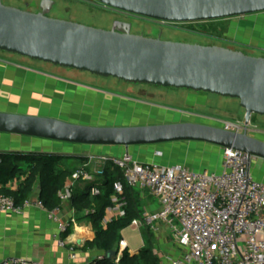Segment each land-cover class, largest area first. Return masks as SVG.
Wrapping results in <instances>:
<instances>
[{"label": "water", "instance_id": "obj_1", "mask_svg": "<svg viewBox=\"0 0 264 264\" xmlns=\"http://www.w3.org/2000/svg\"><path fill=\"white\" fill-rule=\"evenodd\" d=\"M134 16L165 23H196L264 13V0H93ZM35 13L0 1V50L104 78L186 89L239 100L248 129L264 117V56L221 45L162 40L132 33L116 21L103 29ZM45 5V6H44ZM0 133L86 146H152L202 142L264 159V139L225 130L214 120L97 126L0 111ZM75 157V156H74ZM100 253L99 255H101ZM108 251L106 257H117Z\"/></svg>", "mask_w": 264, "mask_h": 264}, {"label": "crops", "instance_id": "obj_2", "mask_svg": "<svg viewBox=\"0 0 264 264\" xmlns=\"http://www.w3.org/2000/svg\"><path fill=\"white\" fill-rule=\"evenodd\" d=\"M244 17L250 19L264 18V13ZM259 28L262 29L259 36L257 38L251 36V38L255 40V44H258L259 38L262 37L259 44L264 47V27L259 26ZM253 30H255L253 27L247 26L244 36L249 38ZM2 52L5 51L0 50V111L2 112L49 116L74 123L108 126L120 121L134 125L148 123L153 121L151 119L154 117H162V115L174 111L173 109H164L152 101L146 100L136 94V91L133 92L136 96L130 95L129 97L107 91V89H98L88 83L26 67L19 61L5 56ZM177 90L178 92H173L176 98L185 101L189 107L175 112L200 119L214 120L218 117L213 114L202 113L199 109L213 108L221 111L220 108L229 106L227 102L235 101L214 94L185 89ZM162 91L156 89L153 93L156 95V93ZM210 95H214L215 98ZM236 101L239 100L236 99ZM238 106L243 110L241 115L245 116V110L240 104ZM222 112L227 114L225 111ZM154 122L162 123L164 121ZM189 143L198 144L202 142ZM203 144L210 147L209 151L212 154H215L216 149L223 152L221 147L208 143ZM65 145L61 142L0 133V153L47 151L59 152L67 157L89 158L97 154L121 157L128 152L135 160L142 163H162V158H165L171 162L170 165L181 164L195 171L207 170L217 173L222 171L223 154L220 158L209 153L202 154L199 160L195 162L193 161L194 152H191V148L177 149L173 146L161 147V145L133 146L129 148L122 146H80V148H72ZM164 149L176 150L175 152L172 151L174 155L171 158L172 155L168 157L163 155ZM75 166L79 167L81 165L77 164ZM251 172L257 180L264 182V159L253 158ZM71 182L72 179L68 183ZM17 185L18 181L15 180L8 186L16 188ZM31 198H39V186ZM153 201V204L146 211H154L159 208L154 198ZM51 211L53 210L46 207H28L21 214L0 213V261L7 257H20L41 264H85L99 256L100 253L97 250L84 249L85 243L95 236L94 225L91 220H80L77 209L70 202H63L62 208L57 211V215L62 222L73 219L74 224L72 225V233L65 238L66 246H60L57 240V236L60 235L58 223L50 217ZM123 239L125 238L123 237ZM143 247L142 244L133 247L128 245L132 254H138ZM177 248L179 254L173 258L181 254L178 244ZM121 253L117 254V261L120 259ZM73 255H75V258H73ZM168 261H162V264Z\"/></svg>", "mask_w": 264, "mask_h": 264}, {"label": "built area", "instance_id": "obj_3", "mask_svg": "<svg viewBox=\"0 0 264 264\" xmlns=\"http://www.w3.org/2000/svg\"><path fill=\"white\" fill-rule=\"evenodd\" d=\"M214 121L225 130L255 135L252 128H246L245 121L217 118ZM252 159L247 153L223 148L222 171L217 173L195 171L181 164L142 163L128 152L121 157L91 156L90 172L80 169L59 192V197L62 202H69L75 180H92L114 165L122 171L124 181L118 179L113 183L112 203L106 210L103 225L126 215L127 200L123 197L126 182L142 196L148 191L159 206L154 211L143 212L145 224L154 229L166 225L181 249L178 257L164 264H264V182L252 174ZM93 192H99L98 188H93ZM28 207L45 206L39 198L30 197L16 205L12 198L0 196V213L21 214ZM57 211H51L50 217L58 223L59 245L66 246V239L61 236L74 220L60 221ZM127 247L122 239L118 253ZM0 264L41 263L7 257Z\"/></svg>", "mask_w": 264, "mask_h": 264}, {"label": "rangeland", "instance_id": "obj_4", "mask_svg": "<svg viewBox=\"0 0 264 264\" xmlns=\"http://www.w3.org/2000/svg\"><path fill=\"white\" fill-rule=\"evenodd\" d=\"M6 4L9 5H18L20 8H24V2L28 1L31 3L30 10L37 9L38 3L41 0H3ZM54 5L50 11L51 17L59 18L63 20L73 21L76 23L84 24L87 26L111 29L116 21L129 22L132 24V33L141 34L146 37H161L162 40L173 41V42H182V43H191V44H200V45H221L224 47L242 50L246 54L253 56H264V53L260 50L245 48L242 46L235 45L236 43H254V39L257 38L261 33L262 29L259 26L264 27V18L257 17H238L234 19H223L206 21V22H197L192 26L202 32L205 35H197L190 33L186 30L187 25L182 23H165L154 21L125 12H121L109 7H105L99 3H96L93 0H53ZM235 22V23H234ZM253 27L255 30L251 32L249 38L244 36L246 32V27ZM258 26V27H257ZM258 43V42H257ZM5 56L12 58L13 60L19 61L24 64L26 67L35 68L43 72H48L50 74L67 78L74 79V81L88 83L93 85L98 89H107V91L129 96L136 94L145 98L146 100L152 101L154 104L159 105L167 110H174L172 113H166L162 117H154L148 123L145 124H155L154 121H164V122H176V121H186V120H201L200 118L190 116V115H181L176 113L177 110H185L189 106L185 101L176 98L173 92H178L176 88H167L160 86L144 85V84H133L127 83L118 79H108L96 75H92L88 72H82L70 68H64L60 66H55L53 64L44 63L36 60H32L26 57L19 55H13L10 53L2 52ZM163 90L162 92L153 93L155 90ZM186 90V89H185ZM136 91V94L133 92ZM215 98L214 95H210ZM226 98V97H224ZM232 99V98H231ZM234 102H227L229 106H224L220 108L221 111L210 109H199L202 113L207 115L213 114L216 115L220 120L224 121H240L244 122V117L241 113L243 110L238 106L239 101L234 99ZM192 111V110H191ZM222 111L227 112L223 113ZM197 112V110H196ZM122 121H124L122 119ZM209 121V120H208ZM134 124H125L123 122H115L108 126H127ZM254 131L255 135L264 139V117L259 115H253L251 124L249 126ZM49 141V140H48ZM66 144L67 147L80 148V146L86 145H77V144ZM163 146H173L177 149L180 148H191L192 153L194 154L193 161H198L202 154H212L209 151V146L204 145L203 143H189V142H176V143H167L161 145ZM164 149L163 155L173 157V150ZM174 149L173 152H175ZM223 154L222 150L216 149L215 155L221 157ZM98 155V154H97ZM94 155V156H97ZM100 155V154H99ZM165 157V156H164ZM163 165H170L171 162L165 158H162ZM143 211H146L149 206L153 204V197L145 191L143 195ZM136 228V229H134ZM141 232V233H140ZM142 234V235H141ZM123 237L127 240L130 247L139 246V245H149L153 248L154 252L161 257L162 261H168L172 259L175 255L179 254L177 244L172 238L168 227L164 224H160L156 229L152 228L145 224L143 218L131 225L129 228L123 231Z\"/></svg>", "mask_w": 264, "mask_h": 264}, {"label": "trees", "instance_id": "obj_5", "mask_svg": "<svg viewBox=\"0 0 264 264\" xmlns=\"http://www.w3.org/2000/svg\"><path fill=\"white\" fill-rule=\"evenodd\" d=\"M182 24L187 25L184 30L190 33L205 35L192 26L194 23ZM88 163V157H67L59 152L0 153V196L10 197L16 205H21L39 186V199L44 206L49 210H59L63 204L59 192L80 169L90 172ZM77 164L81 166L76 167ZM118 179L123 180L122 171L109 165L103 174L96 175L92 180L79 178L72 186L69 202L79 212V219L91 220L95 230L94 238L85 243L84 249L102 253L85 264H162L160 256L149 245H145L138 254H132L128 247L125 248L118 261L116 257H106L108 251L119 250L123 231L140 220L144 212L141 192L125 182L123 197L127 200L126 215L102 224L112 203L113 183ZM15 180L18 181L16 188L8 186ZM93 188H98L99 192H93ZM71 233L72 226H69L62 238Z\"/></svg>", "mask_w": 264, "mask_h": 264}, {"label": "flooded vegetation", "instance_id": "obj_6", "mask_svg": "<svg viewBox=\"0 0 264 264\" xmlns=\"http://www.w3.org/2000/svg\"><path fill=\"white\" fill-rule=\"evenodd\" d=\"M2 3H4L5 5H9V4H6L3 0H0ZM44 1H46V0H41L39 3H38V7H37V9H33V10H30V7H31V3L30 2H28V1H26V2H24V8H20V7H18V5H9V6H14V7H17V8H20V9H23V10H28V11H31V12H35V13H39V12H43L44 11V8H43V2ZM51 1H53V0H51ZM54 2V1H53ZM54 5V4H53ZM53 5H52V7H53ZM45 6V5H44ZM52 7L51 8H48V10H47V15L48 16H51L50 15V11H51V9H52ZM261 39H262V37H260L259 38V40H258V44H255V43H253V44H251V43H236L235 45H237V46H242V47H247V48H250V49H256V50H260V51H262L263 53H264V47H263V45H261V44H259L260 43V41H261ZM258 136V135H257Z\"/></svg>", "mask_w": 264, "mask_h": 264}]
</instances>
